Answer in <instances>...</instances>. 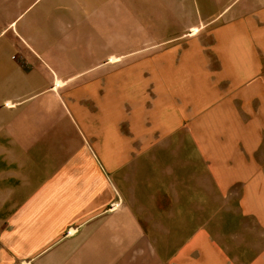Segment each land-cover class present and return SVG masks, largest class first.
<instances>
[{"label":"crops","instance_id":"crops-1","mask_svg":"<svg viewBox=\"0 0 264 264\" xmlns=\"http://www.w3.org/2000/svg\"><path fill=\"white\" fill-rule=\"evenodd\" d=\"M157 134L264 179V0H0V264H232L171 244Z\"/></svg>","mask_w":264,"mask_h":264},{"label":"rangeland","instance_id":"rangeland-1","mask_svg":"<svg viewBox=\"0 0 264 264\" xmlns=\"http://www.w3.org/2000/svg\"><path fill=\"white\" fill-rule=\"evenodd\" d=\"M191 144L188 136L161 134L151 136L149 142L148 159L160 161L159 165L154 162L149 167V174H163L166 179L169 178L170 181L165 183L166 194L172 192L171 179L175 174L180 177L182 191L187 186L185 194H181V200L177 198L172 216L165 220V226L169 228L166 234L171 244L181 243L191 234L200 235L201 231L205 237L203 227L210 228L212 225L219 229L216 234L224 241L218 240L231 244L226 254L232 264H238L235 260L239 254L249 260L243 264H252V245L256 242L264 243V231H261L264 230V179L259 180L258 176L255 180L250 179L254 170L250 165L222 168L226 174L221 176V173L218 174L221 168L209 165L201 152L191 149ZM254 155L257 158L264 157V151ZM188 180L194 183L197 181V185L207 190L203 187V190L194 188V184L187 185ZM168 201L172 202V199L167 194L165 206ZM246 244L248 246H243Z\"/></svg>","mask_w":264,"mask_h":264}]
</instances>
